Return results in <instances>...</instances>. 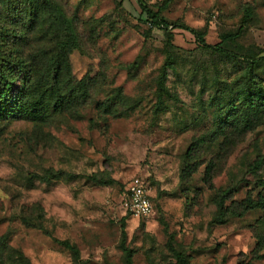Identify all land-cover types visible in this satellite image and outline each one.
I'll list each match as a JSON object with an SVG mask.
<instances>
[{"label": "rangeland", "instance_id": "1", "mask_svg": "<svg viewBox=\"0 0 264 264\" xmlns=\"http://www.w3.org/2000/svg\"><path fill=\"white\" fill-rule=\"evenodd\" d=\"M58 13L75 35L58 74L73 102L44 121L0 119V264H124L121 229L130 264H176L170 246L185 264H264V207L212 220L224 189L228 208L264 195V111L252 116L246 98L264 99V0L160 9L209 43L234 33L224 45L236 56L192 48L175 27L170 43L135 0H0V57L59 52ZM131 175L144 180L146 215L124 203Z\"/></svg>", "mask_w": 264, "mask_h": 264}, {"label": "trees", "instance_id": "2", "mask_svg": "<svg viewBox=\"0 0 264 264\" xmlns=\"http://www.w3.org/2000/svg\"><path fill=\"white\" fill-rule=\"evenodd\" d=\"M4 1V0H3ZM143 12L145 19L152 25L158 28H163L166 35L172 43L173 33L171 28H179L187 31L192 37V48L199 47L207 49L212 52L224 53L229 56L241 55L228 49L224 43L230 40L234 33H221L220 39L217 42L209 43L204 40L202 31L195 29L182 22H168L160 14V9L166 6L168 0H162L158 8L153 9L146 5L142 0H135ZM6 4V2H4ZM249 15V10L246 9L244 17ZM61 28L66 30L64 39L58 41L59 52L45 55L44 53L28 55L11 54V61L0 57V119L24 118L30 120L44 121L52 115H56L65 110L73 102L70 88L65 90L64 84L58 80L59 74V60L64 51L76 45L75 35L72 31L71 25L66 17L62 14H57ZM169 25V26H168ZM37 56V57H36ZM257 57H250V61ZM258 58H264V52ZM34 61H36L34 63ZM31 64L40 66V70L33 75ZM249 63V71H250ZM165 75V68H162L159 85H163V77ZM18 81V86L14 83ZM263 95L256 93L254 96L247 94L248 103L253 105V109L249 111L254 116L259 111H264ZM243 125L250 124L254 119H235ZM223 120L217 119V128L222 126ZM208 166L204 171V180H208ZM56 174V173H55ZM69 173L65 177H71ZM129 179V177H128ZM127 179V180H128ZM125 181V183L127 182ZM125 192V187H124ZM229 189H224L215 195L214 204L215 212L212 220L214 222H221L227 213L240 215L246 210L255 207H264V195H260L255 199L250 196L243 197L236 205L231 208L224 206V199L228 196ZM120 247L123 251L124 264H130L131 250L124 244V230L121 229ZM63 245L70 251L72 257L76 259L77 250L74 245L68 243L66 240L62 241ZM176 259V264H185L184 255L181 251L169 247ZM26 264H31L26 261Z\"/></svg>", "mask_w": 264, "mask_h": 264}, {"label": "built area", "instance_id": "3", "mask_svg": "<svg viewBox=\"0 0 264 264\" xmlns=\"http://www.w3.org/2000/svg\"><path fill=\"white\" fill-rule=\"evenodd\" d=\"M124 203L135 215H146L152 209L144 180L138 175H131L126 182Z\"/></svg>", "mask_w": 264, "mask_h": 264}]
</instances>
